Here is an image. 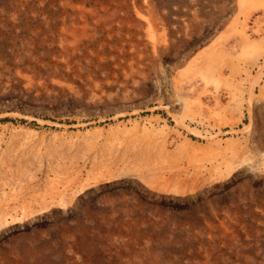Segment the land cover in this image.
I'll return each instance as SVG.
<instances>
[{"label":"rangeland","instance_id":"obj_1","mask_svg":"<svg viewBox=\"0 0 264 264\" xmlns=\"http://www.w3.org/2000/svg\"><path fill=\"white\" fill-rule=\"evenodd\" d=\"M0 264H264V0H0Z\"/></svg>","mask_w":264,"mask_h":264}]
</instances>
